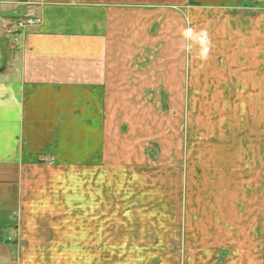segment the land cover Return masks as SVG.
Returning <instances> with one entry per match:
<instances>
[{"label": "crops", "instance_id": "1", "mask_svg": "<svg viewBox=\"0 0 264 264\" xmlns=\"http://www.w3.org/2000/svg\"><path fill=\"white\" fill-rule=\"evenodd\" d=\"M195 1L187 24L208 32L211 47L204 61L195 58V47L191 55L181 51L185 24L179 31L144 15L149 0H0V264H264V228L256 227L258 219L243 206L248 188L238 180L240 162L227 163L229 174L221 176L222 186L215 185L224 188L228 212L209 218L213 226L197 228L191 209L181 215L171 205L163 183L148 179L151 174L142 177L153 172L152 164H140L137 155L134 164L122 167L106 154V140L119 138L120 124L142 123L137 116L106 114L109 107L137 108L119 93L160 92L168 107L167 92H177L182 107H192L181 94L186 86H197L200 93L234 85L260 101L264 0ZM240 4L255 6L256 18L244 10L232 13ZM132 13H140L139 19H131ZM27 18L40 23L21 29ZM218 75L222 79L216 81ZM245 75L256 80L250 87L236 78ZM244 111L249 117V107ZM108 124L116 125L113 137ZM246 144L242 156L248 171L249 155L261 150L253 141ZM110 171L112 194L108 190L106 197ZM72 172L92 189L80 212L73 210ZM176 184L184 193V181ZM188 194L191 203L193 189ZM106 206H112V215ZM112 220L123 243H106L105 224Z\"/></svg>", "mask_w": 264, "mask_h": 264}, {"label": "rangeland", "instance_id": "2", "mask_svg": "<svg viewBox=\"0 0 264 264\" xmlns=\"http://www.w3.org/2000/svg\"><path fill=\"white\" fill-rule=\"evenodd\" d=\"M143 4L146 8L144 15L152 18L153 22L162 19L168 22L171 29L179 31L182 28V24H185L184 28L190 27L187 24L190 13L188 10L197 6L195 0H149V3ZM227 4H231V2ZM231 9L234 14L241 13V10H244L248 18H256L258 14L255 6L245 7L240 4V6L236 5ZM178 14L182 20L178 19ZM139 15L140 13H132L131 19L138 20ZM29 20L32 19L27 18L22 22L25 23ZM153 32H157V26L154 27ZM186 73L190 76L188 70H186ZM236 78L245 80L244 83H247L249 87L252 79L256 81L252 75H248V77L245 75L242 79L240 76H236ZM190 79L192 80V78ZM221 79L222 77L218 75L216 81ZM230 79L231 83L235 84L232 76H230ZM199 86L204 88L206 85L199 84ZM226 87L221 91L210 89L208 92L201 90L198 93L197 86L192 84L186 86V90L181 92V94L185 97L187 104L192 103V107H182L180 93L177 92H174L173 96H171V92H167L169 95L168 107L162 106L160 92L119 93L120 100L128 102L130 99V103L136 105L137 108L133 106L131 108L109 107L106 108V114L110 112L112 116L116 114L118 116H130V118L131 116H137L135 118H142V123L140 121H131V123L120 124L119 134L117 135L119 138L106 140V154L108 152L109 155L107 156L109 159L111 158V163L112 161L121 163L122 167L134 164L137 155H139L140 164H152L153 172H143L142 177L145 178L151 174L152 176L148 179L163 183L168 189L171 205L174 203V205L178 206L179 208L177 209L181 215L182 213L186 215L191 209L189 214H194L191 217V223L193 227L197 228L213 226L209 222V218L214 217L217 212H228V205L224 203L226 199L223 195L224 188H216L215 185H221L219 180H223L221 176H223L225 171L227 172L225 174H229L231 168L225 169L227 163L236 167L235 164L237 165L240 162L237 166L242 171H238L241 174L238 180H243V183L247 182L248 188L243 191V206L247 208L246 212L249 211L250 215L254 216V220L258 219L256 227L264 228V173H262V170H264V107H262V105L264 106V93H260V101L257 102L256 93L243 92L242 95L240 92L241 88L234 85ZM193 88L195 91H193ZM237 88L239 91L236 90ZM144 100H146L145 107L140 106ZM114 101L117 102L116 100ZM210 101L211 105L209 104ZM194 103L196 105L193 107ZM257 103L261 106L259 105L258 107ZM248 107L249 117L246 116L248 111L242 113V108L247 109ZM139 115L144 116L141 117ZM144 118H146L145 122ZM115 126L108 124V130L110 131L108 134H111L112 137V132H115ZM135 130L136 133L137 131L139 133L142 132V135L138 136V133L137 136H134ZM252 141L254 142L253 147L255 150L258 151V148L261 150V155H249L248 171H245L243 167L246 159L244 161L242 151L245 152L246 147H248L246 143L249 145ZM239 148H243V150ZM108 158L106 157V161L109 160ZM253 160L255 162H252ZM78 162L79 157L74 154V165ZM209 164L213 166L209 167ZM71 165L73 164L71 163ZM107 165H109L108 162H106ZM177 165H179L178 171ZM180 166H182V169ZM112 167L110 166V170H113ZM215 168L219 171H216ZM123 169L121 168V171H124ZM244 172L246 175H242ZM72 173V178L67 176L69 181L72 180L73 184V210L80 212L83 211L86 203L85 193L90 195L92 189L88 190L85 185L81 184L79 174L76 176L74 172ZM124 173L126 172L124 171ZM111 174V171L106 172V197L110 196L108 190L112 194L110 186L112 185ZM122 175L123 173L121 172V177ZM203 179L216 180L218 184H210ZM57 180H54V182H57ZM171 181L176 183L177 181H184L186 184L185 188H183L184 193L180 192L181 188L177 187L176 183L168 184ZM192 182L198 186H206H190L193 189L194 200L189 203L187 202L190 197L188 192L191 189L187 185L192 184ZM66 183H68L67 179ZM81 187L84 188L83 191ZM71 190V188L67 187V194ZM176 193H178L177 196ZM238 197L243 201L239 195ZM112 210L113 208L110 206L106 210V214L112 215ZM112 221L105 224L104 237L106 238V243L110 245L123 243V237L117 230V221ZM240 226H244L243 223ZM181 227L185 228L186 226L181 225ZM113 230L115 231L113 232ZM73 233L74 235L77 234L76 232ZM78 237L79 235L75 238ZM95 239L96 236H92L91 242H94Z\"/></svg>", "mask_w": 264, "mask_h": 264}, {"label": "clouds", "instance_id": "3", "mask_svg": "<svg viewBox=\"0 0 264 264\" xmlns=\"http://www.w3.org/2000/svg\"><path fill=\"white\" fill-rule=\"evenodd\" d=\"M180 38L183 41L181 51L186 55H191L195 47V58L201 61L207 59L211 41L206 29H196L194 27L184 28L180 31Z\"/></svg>", "mask_w": 264, "mask_h": 264}, {"label": "built area", "instance_id": "4", "mask_svg": "<svg viewBox=\"0 0 264 264\" xmlns=\"http://www.w3.org/2000/svg\"><path fill=\"white\" fill-rule=\"evenodd\" d=\"M40 23V21H38V20H36V19H32V20H29V21H27V22H25V23H21L20 24V28L22 29H26V28H28V27H32V26H34V25H37V24H39Z\"/></svg>", "mask_w": 264, "mask_h": 264}]
</instances>
